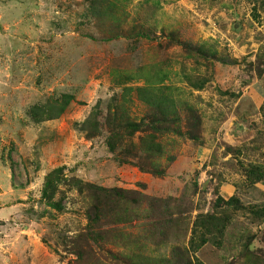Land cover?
Masks as SVG:
<instances>
[{"label": "rangeland", "instance_id": "1", "mask_svg": "<svg viewBox=\"0 0 264 264\" xmlns=\"http://www.w3.org/2000/svg\"><path fill=\"white\" fill-rule=\"evenodd\" d=\"M181 1L0 0V264H264V0Z\"/></svg>", "mask_w": 264, "mask_h": 264}, {"label": "crops", "instance_id": "2", "mask_svg": "<svg viewBox=\"0 0 264 264\" xmlns=\"http://www.w3.org/2000/svg\"><path fill=\"white\" fill-rule=\"evenodd\" d=\"M184 1V0H183ZM181 1V2H183ZM182 5H184L186 7V4L183 3ZM184 9V7H183ZM185 10V9H184ZM190 13H192L191 9H188ZM187 11V10H186ZM192 15V14H191ZM214 18V17H213ZM207 20L209 21V19L207 18ZM208 26L212 27V23H210ZM199 28V36L203 37V38H206L208 37V33L209 30L208 29H205L203 27H198ZM203 28V29H202ZM231 39L229 38L228 41L229 43L227 44L228 46L231 45V42L230 41ZM226 41V40H225ZM226 76L222 75V79H218L217 81H219L221 84H225L224 86H229L231 85L233 87L232 84H230V81L234 80V78L231 76V77H227L225 78ZM228 80V81H226ZM254 82H251V84H253ZM251 84H243V89H242V92L237 96V99L236 100V104L238 102H240V100L242 99V96L246 95L244 90H247L248 93H249V100L253 101L255 105H252L251 107H245V110L241 111L240 107H238L236 109V112L238 114V112L240 111L241 113L239 115H236L235 116H232V112L230 108H225L224 106L223 107H218L216 108L215 110H212V111H208V115L206 114L205 116L202 117L203 119V125L206 124L207 126L209 125L210 128L209 130H205V133H203L201 139H203V145H202V149L200 151V158H203V161L200 163V165L198 166V169H200L202 167V163H205L206 162V159L207 158H210L209 157V154H210V151L211 149H213L214 147V142H215V130H227L230 128V125H233L235 122L237 123V121H240V117L241 116H244V115H247V111L249 114H252V115H255L257 114V109L260 108L261 105H256L258 102L261 101V99L258 98V93L257 92H253L252 91V87H250ZM254 89V88H253ZM238 92V91H236ZM261 104V103H260ZM237 105H235L236 107ZM251 115V116H252ZM242 118V117H241ZM240 125H242L241 123L237 124L238 127H240ZM211 129V130H210ZM218 134V132H217ZM210 136V139L209 140V137ZM223 148V147H222ZM221 148V149H222ZM210 164H207L206 166H204L205 168L202 169L199 173V182L201 179L204 178V175L207 176V177H211L210 174H207V168H209ZM247 167V165H246ZM249 167L250 168H256L260 171H264V167L260 166V165H257V164H249ZM209 173V172H208ZM170 176V175H169ZM238 176L239 174L238 173H235V178L238 179ZM235 190H236V186H235V183L233 182V180H230V179H223L221 180V182H219V184L217 185V192L218 194H220L221 196L223 197H231L233 194H235Z\"/></svg>", "mask_w": 264, "mask_h": 264}, {"label": "trees", "instance_id": "3", "mask_svg": "<svg viewBox=\"0 0 264 264\" xmlns=\"http://www.w3.org/2000/svg\"><path fill=\"white\" fill-rule=\"evenodd\" d=\"M157 106V105H156ZM111 151L114 150L112 148H110ZM115 151V150H114ZM254 170H258L256 168H250L248 170H246L245 172V179L249 178L252 173L254 172ZM57 171L59 170H53L51 171L44 182L43 185V196L46 198L48 196V189H50L53 186V182L57 179V176L54 177V175L57 173ZM259 172H264V171H260ZM256 180V179H254ZM49 197V196H48ZM215 217L210 214H198L195 222L193 224V229H192V233L189 239V247L193 250L196 251L200 246H202L203 244H205L208 240V237H206V234H208L211 230V228H213L215 226V222H214Z\"/></svg>", "mask_w": 264, "mask_h": 264}]
</instances>
